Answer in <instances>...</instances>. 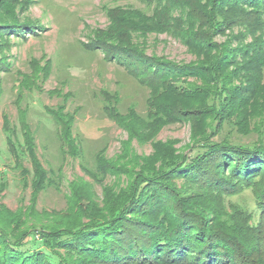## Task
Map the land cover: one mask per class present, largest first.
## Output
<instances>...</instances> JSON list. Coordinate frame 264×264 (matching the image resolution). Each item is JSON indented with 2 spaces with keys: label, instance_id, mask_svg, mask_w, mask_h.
<instances>
[{
  "label": "trees",
  "instance_id": "obj_1",
  "mask_svg": "<svg viewBox=\"0 0 264 264\" xmlns=\"http://www.w3.org/2000/svg\"><path fill=\"white\" fill-rule=\"evenodd\" d=\"M141 1L154 5L152 16L140 13L136 21L130 13L115 34L99 30L88 48L103 50L105 60L148 87L147 111L121 113L115 94L106 92L102 109L130 138L148 140L162 126L187 123L189 142L176 148L173 139L153 141L149 154L122 145L113 160L97 154L93 167L82 168L100 195L78 178L68 184L63 209L38 211L39 193L54 181L21 121L22 141L8 138L7 149L31 188L30 201L15 210L0 202V264H264V116L249 128L250 117L264 111V0ZM129 29L168 32L194 58L148 54L126 35ZM25 30L35 32L0 22V39L24 37ZM8 69L0 57V71ZM47 111L67 150L79 154L74 113L63 106ZM232 123L256 138L241 142L221 133ZM108 176L113 180L103 184ZM5 187L0 180V192ZM244 189L252 191L254 209L226 208Z\"/></svg>",
  "mask_w": 264,
  "mask_h": 264
},
{
  "label": "rangeland",
  "instance_id": "obj_2",
  "mask_svg": "<svg viewBox=\"0 0 264 264\" xmlns=\"http://www.w3.org/2000/svg\"><path fill=\"white\" fill-rule=\"evenodd\" d=\"M2 1H9L13 9L5 11L0 2V22L16 21L17 25L33 26L35 32L25 30L24 37L10 33L5 38L7 43L0 39V57L9 64L8 70L0 71V180L6 182L0 192V202L15 210L30 201L31 188L22 183L20 174L23 173L14 167V159L7 149L8 138L12 140L16 135L22 141L21 121L28 124L37 157L42 166L50 170L52 175L49 176L54 181L39 193L38 211L63 209L69 194L68 184L78 178L91 182L100 195L101 186L93 183L82 168L83 165L93 167L97 154L113 160L120 154L122 145H130L137 154H149L153 141L173 139L176 148L189 142L187 123L162 126L148 140L130 138L127 130L102 109L106 92L115 94L121 113L133 108L144 116L147 111L148 87L139 84L124 67L105 60L103 50L89 49L88 45L94 42L99 30L115 34L116 23L130 13L136 21L140 13L152 16L153 4L141 0ZM238 30L235 28L234 32ZM261 33L264 38V31ZM126 35L148 54L185 62L194 58L187 47L168 32L129 29ZM246 40H251L250 36ZM59 106L74 113L72 134L80 143L79 154L73 155L67 150L59 137V126L47 111H56ZM261 116L264 111L260 116L250 117L249 128L260 124ZM243 129H237L232 123L225 125L221 133L231 131L241 142L256 138V133L241 135ZM24 165L29 166V163L24 161ZM112 180L113 177L108 176L103 184ZM235 204L252 211L255 206L252 191L244 189L225 203L226 208ZM252 215L254 224L258 214Z\"/></svg>",
  "mask_w": 264,
  "mask_h": 264
}]
</instances>
